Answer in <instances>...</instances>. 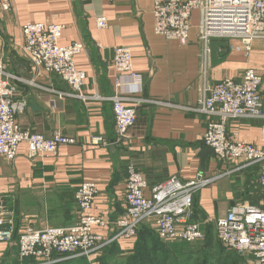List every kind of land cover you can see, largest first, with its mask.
I'll list each match as a JSON object with an SVG mask.
<instances>
[{"label": "crops", "instance_id": "1", "mask_svg": "<svg viewBox=\"0 0 264 264\" xmlns=\"http://www.w3.org/2000/svg\"><path fill=\"white\" fill-rule=\"evenodd\" d=\"M152 8L153 0H12L11 11L0 14V57L6 73L11 75L16 124L44 137L58 132L75 140L45 158L28 157L23 144L18 146L13 160L0 158V196L17 231L26 226L42 229L74 225V194L81 183L90 182L97 193L89 214L106 222L105 228L94 227L93 232L106 238L115 236L113 223L125 214L128 166L145 178L146 197H150L153 187L170 177L181 183L198 173L215 178L194 196L191 215V222L209 232L213 242L217 240L213 228L217 219L231 211H241L244 205L263 207L259 165L242 168L217 161L203 144L207 123L214 118L194 109L205 87L225 78L240 82L247 68L262 77L264 101V41L254 42L251 51L243 53L234 50L238 40L211 39L205 58L197 38V12L192 13L188 43L180 45L153 32ZM100 17L107 21L104 29L96 25ZM27 23L60 25L61 46L79 42L84 45L85 52L76 55L73 62L85 75L81 90L85 100L68 95L72 91L63 80L52 72L34 69L22 55L21 26ZM117 46L130 48L133 71L142 77L136 94L135 85L122 79L121 91L141 100L138 104L126 103L136 108V122L124 143H117L113 105L102 99L117 92L115 81L119 76L112 65L113 48ZM263 124L260 119H232L226 136L230 141L262 149ZM142 226L138 234L142 240L159 239L151 223L144 222ZM138 235L109 244L119 252V261L133 253ZM161 243L169 245L175 254L178 249L187 253L196 247ZM15 245L0 243V262ZM104 254L102 249L81 259L87 264H99ZM77 259L74 264H82Z\"/></svg>", "mask_w": 264, "mask_h": 264}, {"label": "built area", "instance_id": "2", "mask_svg": "<svg viewBox=\"0 0 264 264\" xmlns=\"http://www.w3.org/2000/svg\"><path fill=\"white\" fill-rule=\"evenodd\" d=\"M113 1V0H110ZM12 9V0H0V14ZM197 12V38L203 55L209 54L211 39H235L240 43L234 50L248 53L254 42L264 41V0H153V32L167 41L186 45L192 28V13ZM104 29V17L96 20ZM62 26L56 24L27 23L21 26L23 42L19 49L34 69L52 72L71 89L72 97L85 100L82 95L85 75L74 66V57L85 52L82 43L61 46ZM112 65L119 76L115 81L116 94L108 100L113 105L117 143L129 139L136 122V108L128 101L141 103L121 91L122 79L131 81L140 92L142 77L133 71L129 47L113 48ZM11 75L6 73L0 57V158L13 160L20 144L25 145L28 157H49L61 145L74 144L75 140L54 132L50 137L20 128L15 122ZM262 77L251 68L244 70L240 82L228 78L203 89L194 111L210 119L203 135V144L212 149L215 159L245 168L259 165V187L264 196V148L230 141L226 127L232 119H260L264 121V101L261 96ZM59 95H65L58 93ZM264 143V124L261 126ZM198 173L194 179L181 183L176 177L151 189L150 197L144 194L145 178L134 167L128 166L125 185V214L113 226L115 236L106 238L93 232L94 227L105 228L106 222L92 216L89 211L97 190L93 183L83 182L74 194L77 221L68 227L33 229L26 226L17 231L11 213L0 196V243L10 244L17 236L18 257L32 259L34 264H55L61 261L98 254L115 240H131L144 222L151 223L158 238L164 242L195 244L204 240L201 227L191 222L194 196L214 181ZM214 231L218 242L226 250L246 256L248 264H264V201L263 207L244 205L239 212L231 211L215 221Z\"/></svg>", "mask_w": 264, "mask_h": 264}, {"label": "trees", "instance_id": "3", "mask_svg": "<svg viewBox=\"0 0 264 264\" xmlns=\"http://www.w3.org/2000/svg\"><path fill=\"white\" fill-rule=\"evenodd\" d=\"M192 209H193V205H192ZM192 220L193 219L191 217V221ZM142 225L139 226L136 236L139 234L140 229L143 227ZM204 234H205L204 245L214 249L218 248L220 250L221 248L222 250H225L216 239H215L216 242H213L212 236L209 235V232H204ZM138 237L139 239L137 241V244L134 245L133 253L130 256H126L122 258L120 261L118 259L119 252L113 250V245H107L106 247H104L103 252L105 254L104 257L100 259L99 264H213L214 262L213 257H212L213 261H211L209 259H206L205 257L199 256L201 254L200 251L202 252L206 251L200 247H195L187 253L183 252L181 249H178L179 253L175 254L174 249H170L169 245H164L163 243H161L159 239H155V237L150 238L149 241L142 240L139 235ZM13 242H15V244L17 243L16 235L13 238ZM180 246H178V248H181ZM12 253L13 255H11ZM208 253H211V251L208 250ZM237 256L241 262H244L241 254ZM81 258L84 257L79 258L82 264H87L84 261H82L83 259ZM77 260L78 259L75 258V259L67 260L63 263H55V264H74V261ZM34 263L35 262L32 259H22V260L19 259L17 245L11 246L5 252L3 259L0 262V264H34Z\"/></svg>", "mask_w": 264, "mask_h": 264}, {"label": "rangeland", "instance_id": "4", "mask_svg": "<svg viewBox=\"0 0 264 264\" xmlns=\"http://www.w3.org/2000/svg\"><path fill=\"white\" fill-rule=\"evenodd\" d=\"M204 241H205V234H204V240L203 241H201L199 243H195V244L190 245V246L191 247L196 246V247H200V248L206 250L204 252L200 251L201 254L199 256L205 257L206 259H209L211 261H213V259H214L213 264H248L247 260H245L244 262H241L238 259V256L234 251L225 249V250H223V253H222L221 248L219 250L218 248L214 249V248H211L209 246H206V245H204ZM208 250L211 251V253H208ZM212 257H213V259H212Z\"/></svg>", "mask_w": 264, "mask_h": 264}, {"label": "water", "instance_id": "5", "mask_svg": "<svg viewBox=\"0 0 264 264\" xmlns=\"http://www.w3.org/2000/svg\"><path fill=\"white\" fill-rule=\"evenodd\" d=\"M211 151L213 152V150L211 149ZM214 154V153H213Z\"/></svg>", "mask_w": 264, "mask_h": 264}]
</instances>
